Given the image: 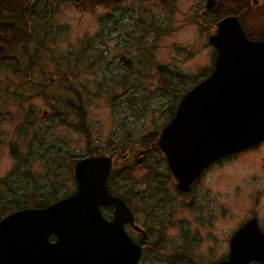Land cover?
<instances>
[{
	"label": "rangeland",
	"instance_id": "1",
	"mask_svg": "<svg viewBox=\"0 0 264 264\" xmlns=\"http://www.w3.org/2000/svg\"><path fill=\"white\" fill-rule=\"evenodd\" d=\"M206 4L0 0V208L70 194L78 158L121 152L114 193L148 234L139 264H213L250 219L264 231V141L215 161L187 192L155 145L182 96L212 71L218 20L236 15L264 39V0Z\"/></svg>",
	"mask_w": 264,
	"mask_h": 264
},
{
	"label": "water",
	"instance_id": "2",
	"mask_svg": "<svg viewBox=\"0 0 264 264\" xmlns=\"http://www.w3.org/2000/svg\"><path fill=\"white\" fill-rule=\"evenodd\" d=\"M217 3L207 0L206 9ZM210 43L217 48L213 70L179 100L155 141L184 192L216 160L264 140V40L250 39L232 14L215 23ZM113 157L77 160L74 193L0 219V264H139L147 234L108 187ZM110 204L115 215L107 220L101 206ZM126 222L142 233L140 243L126 232ZM253 261L264 264V231L257 218L235 231L229 256L213 264Z\"/></svg>",
	"mask_w": 264,
	"mask_h": 264
},
{
	"label": "trees",
	"instance_id": "3",
	"mask_svg": "<svg viewBox=\"0 0 264 264\" xmlns=\"http://www.w3.org/2000/svg\"><path fill=\"white\" fill-rule=\"evenodd\" d=\"M15 2H17V0H14ZM18 3L19 4H22V2H20V1H18ZM81 114H82V116H84V111H82L81 112ZM158 139V137L156 138H154V140L156 141ZM154 144V143H153ZM154 147H156V146H154ZM92 155V154H91ZM170 172H171V170H170ZM77 187V186H76ZM108 187L110 188V190L114 193V191H120V189H118L117 187H116V185L113 183V177H112V173L110 174V176H109V180H108ZM66 195H68L67 193L64 195V196H66ZM58 199V197L56 198H52V199H49V198H46V200L43 202V203H41V204H43V206L44 205H47V204H49V203H51V202H53V201H55V200H57ZM5 201L6 200H4L3 202H2V206H1V208L0 209H4V210H0L1 212V214H0V219L1 218H3L4 216H6L8 213H10L11 211H13V210H11L10 208L11 207H8V204H7V202L5 203ZM36 203V202H35ZM36 205H38V203L36 204ZM18 207H20V206H18ZM254 263H256V264H261V263H258V262H254Z\"/></svg>",
	"mask_w": 264,
	"mask_h": 264
},
{
	"label": "flooded vegetation",
	"instance_id": "4",
	"mask_svg": "<svg viewBox=\"0 0 264 264\" xmlns=\"http://www.w3.org/2000/svg\"><path fill=\"white\" fill-rule=\"evenodd\" d=\"M218 2H219V0H217ZM218 4V3H217ZM217 4L215 5V7L217 6ZM242 26V25H241ZM246 32V31H245ZM246 34H248V33H246ZM248 37H249V35H247ZM250 38V37H249ZM250 39H253V38H250ZM158 148V147H157ZM159 149V148H158ZM160 150V149H159ZM161 151V150H160ZM116 155V153L114 154V156ZM165 157V156H164ZM112 168H113V166H112ZM208 168V167H207ZM206 169V168H205ZM204 169V170H205ZM203 170V171H204ZM112 171V170H111ZM172 173V172H171ZM173 175V174H172ZM109 177V176H108ZM109 179V178H108ZM175 183H176V179H175ZM59 199V198H58ZM57 199V200H58ZM43 206V205H42ZM45 206V205H44ZM41 207V206H40ZM112 208L111 210L113 211V216L110 218V217H107L106 215H105V213H106V208ZM101 211H102V214H103V216L107 219V220H112L113 218H114V215H115V207L113 206V205H104V206H101ZM125 226H126V224L124 225V228H125ZM125 230H126V228H125ZM126 232L128 233V231L126 230ZM132 238H133V236L130 234V233H128ZM142 234V233H141ZM147 234V233H146ZM142 237V236H141ZM141 237H140V239H141ZM147 237H148V234H147ZM49 239L51 240V241H54L55 239H56V235L55 234H52L50 237H49ZM139 239V240H140ZM136 241V240H135ZM136 242H138V241H136ZM146 242H147V240H146ZM145 242V243H146ZM144 246H146V245H142V249H143V252H144Z\"/></svg>",
	"mask_w": 264,
	"mask_h": 264
}]
</instances>
